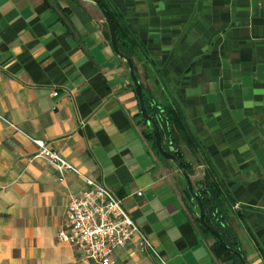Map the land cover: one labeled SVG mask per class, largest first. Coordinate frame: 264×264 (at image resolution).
I'll return each mask as SVG.
<instances>
[{"label": "crops", "instance_id": "1", "mask_svg": "<svg viewBox=\"0 0 264 264\" xmlns=\"http://www.w3.org/2000/svg\"><path fill=\"white\" fill-rule=\"evenodd\" d=\"M111 1L240 207L232 223L248 261L264 264V0ZM107 27L90 0H0V264H95L59 240L84 183L60 181L33 138L117 194L166 264H221L183 176L144 136ZM135 64L155 101L170 103L146 60ZM139 242L115 251V264H162Z\"/></svg>", "mask_w": 264, "mask_h": 264}, {"label": "trees", "instance_id": "2", "mask_svg": "<svg viewBox=\"0 0 264 264\" xmlns=\"http://www.w3.org/2000/svg\"><path fill=\"white\" fill-rule=\"evenodd\" d=\"M99 1L109 11L114 20L121 53L133 59L134 63L141 61L143 57L146 60V64H149L153 69L154 79L162 84L170 97L171 102L162 106L155 101L150 90L143 86L146 107L160 130L164 148L176 156L179 164L190 176L195 175L196 165L205 166L203 177L196 180L194 185L195 191L203 205L206 225L211 230L216 231L230 249L240 254L245 261L250 264L247 259V254L243 249L241 239L233 227V217L237 216L240 219H244V216L240 209L235 208L237 202L233 198L230 189L192 129L182 107L176 100L173 92L167 86L161 73L155 66L148 51L136 33L125 21L124 17L111 0ZM106 33L110 37L108 27ZM135 70L137 72L136 64ZM137 75L139 76L138 72ZM142 122L145 124L147 123L144 119H142ZM154 130L155 128L152 126L151 129L149 127L143 133L155 153L160 156L155 144ZM187 151L195 158V163L187 158ZM195 222L202 236L213 240L211 250L215 258L221 262V264H243L238 255L229 252L223 247L214 237L213 233L201 224L199 218L196 217ZM259 249L261 248L259 247Z\"/></svg>", "mask_w": 264, "mask_h": 264}, {"label": "built area", "instance_id": "3", "mask_svg": "<svg viewBox=\"0 0 264 264\" xmlns=\"http://www.w3.org/2000/svg\"><path fill=\"white\" fill-rule=\"evenodd\" d=\"M58 96V92L54 93ZM14 129L15 125L9 123ZM38 148L35 158L47 161L55 168L60 181L73 174L84 183L80 194L71 193L66 211V227L59 233V240L78 249L86 259L95 264H115V251L140 237L139 249L151 257H157L166 264L148 236L124 205L123 200L108 188L103 181H97L67 160L49 144L32 139ZM142 193L139 192V196ZM239 209V206H235Z\"/></svg>", "mask_w": 264, "mask_h": 264}, {"label": "water", "instance_id": "4", "mask_svg": "<svg viewBox=\"0 0 264 264\" xmlns=\"http://www.w3.org/2000/svg\"><path fill=\"white\" fill-rule=\"evenodd\" d=\"M72 1H82V0H72ZM93 3H95L97 5V7L99 8V10L101 11V13L103 14V16L105 17V20L108 24V29H109V33H110V38H111V42H112V47L114 49V52L116 53V55H118L123 61H125L132 82L134 84L135 87V92L136 95L138 97L139 100V104H140V112L141 115L143 117V119L147 122V124L150 126V129L152 128V126H154L155 130H154V139H155V144L157 147V150L159 152V155L162 156L165 160L172 162L178 169L179 173L183 176L184 181L186 183V188L184 190V194L186 196V198L189 200L190 203L198 206L199 208V220L201 222V224L209 229L214 237L223 245V247L228 250L231 253H234L236 255H238L240 261L243 264H249L245 261V259L238 254L237 252L233 251L232 249H230L225 242L223 241V239L221 238V236L214 230H211L205 223V219H204V209H203V205L201 203V200L199 198V196L197 195L196 191H195V185L192 181L191 176L185 171V169L179 164L176 156L170 152L167 151L164 148L163 145V141H162V137H161V133L159 128L156 126L155 122L153 121V118L151 117L146 104H145V99H144V90H143V85H142V81L139 78V76L137 75V72L135 70V63L133 61V59H130L128 57H126L125 55H123L119 49V45H118V35H117V31H116V27H115V23L113 18L111 17L109 11L103 6V4L99 1V0H90Z\"/></svg>", "mask_w": 264, "mask_h": 264}, {"label": "rangeland", "instance_id": "5", "mask_svg": "<svg viewBox=\"0 0 264 264\" xmlns=\"http://www.w3.org/2000/svg\"><path fill=\"white\" fill-rule=\"evenodd\" d=\"M192 161L195 163V160L194 159H192ZM197 173H198V176H197V178L195 177V181L197 179H201L203 177V170L197 169Z\"/></svg>", "mask_w": 264, "mask_h": 264}]
</instances>
